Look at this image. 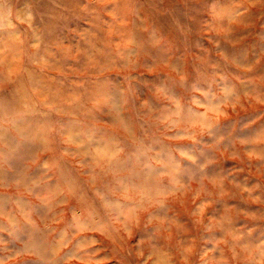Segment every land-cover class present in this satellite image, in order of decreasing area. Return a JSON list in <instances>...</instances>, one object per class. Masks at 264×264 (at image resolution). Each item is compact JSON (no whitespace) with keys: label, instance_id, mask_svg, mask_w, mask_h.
<instances>
[{"label":"rangeland","instance_id":"rangeland-1","mask_svg":"<svg viewBox=\"0 0 264 264\" xmlns=\"http://www.w3.org/2000/svg\"><path fill=\"white\" fill-rule=\"evenodd\" d=\"M0 264H264V0H0Z\"/></svg>","mask_w":264,"mask_h":264}]
</instances>
